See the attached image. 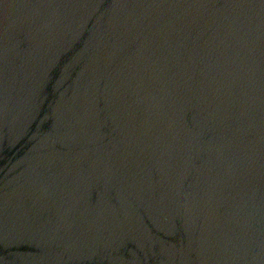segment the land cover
Segmentation results:
<instances>
[{"label":"water","instance_id":"obj_1","mask_svg":"<svg viewBox=\"0 0 264 264\" xmlns=\"http://www.w3.org/2000/svg\"><path fill=\"white\" fill-rule=\"evenodd\" d=\"M0 264H264V0H0Z\"/></svg>","mask_w":264,"mask_h":264}]
</instances>
